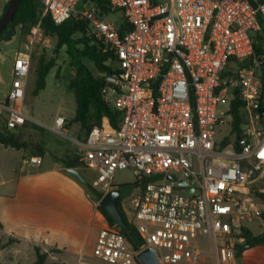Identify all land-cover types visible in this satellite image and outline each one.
I'll list each match as a JSON object with an SVG mask.
<instances>
[{"label":"built area","instance_id":"built-area-1","mask_svg":"<svg viewBox=\"0 0 264 264\" xmlns=\"http://www.w3.org/2000/svg\"><path fill=\"white\" fill-rule=\"evenodd\" d=\"M40 1L43 16L56 25L88 22L117 64L101 94L120 114L118 129L105 120L80 144L83 165L97 173L91 186L104 195L118 170L138 175L132 223L160 264H203L207 257L238 264L237 245L245 243L240 229L263 213L251 191L264 175L262 80L254 52L264 31V0H105L122 13L120 24L101 17L90 0ZM122 24L130 30L121 33ZM31 65L30 54L14 56L12 84L0 98V131L39 124L25 110ZM235 96L246 115L238 150L220 149L218 131L233 121ZM68 124L58 115L50 130L68 137ZM40 164L37 156L26 161ZM251 172L258 173L253 180ZM142 250L108 227L99 231L92 256L105 264H141Z\"/></svg>","mask_w":264,"mask_h":264},{"label":"crops","instance_id":"crops-1","mask_svg":"<svg viewBox=\"0 0 264 264\" xmlns=\"http://www.w3.org/2000/svg\"><path fill=\"white\" fill-rule=\"evenodd\" d=\"M8 92L0 98H5ZM58 115L65 116L68 123L72 121L67 126L68 135L72 134L69 142L57 141L48 134L41 135L32 145L43 147L44 154L30 148L5 147L0 143V231L9 242L18 240L44 248V252L49 253V264H74V259L78 260L77 264H84L83 257L93 253L99 231L108 228L109 224L86 188L96 178V171L84 165L73 167L87 181L84 185L61 162L82 163L84 149L80 144L89 134H84L85 129L74 121L76 108L72 113ZM49 133L55 134L52 130ZM35 156L41 159V164L38 167L26 165V161ZM260 183L259 191L264 192V175L254 184ZM257 205L264 212V204L259 202ZM257 247L264 249V246ZM203 264L217 263L207 257Z\"/></svg>","mask_w":264,"mask_h":264},{"label":"trees","instance_id":"trees-1","mask_svg":"<svg viewBox=\"0 0 264 264\" xmlns=\"http://www.w3.org/2000/svg\"><path fill=\"white\" fill-rule=\"evenodd\" d=\"M90 1L92 5L97 8L101 17H109L110 15L120 12L119 10H112L109 7L108 2L105 0ZM9 2L10 0L6 4L4 12L6 11ZM43 13L44 6L40 0H22L13 20L0 33V44L4 41H11L16 34L15 32L17 28H19L22 36H27L37 25H40V29L45 35L55 36L57 38L56 52L58 53L61 48L67 47V53L70 56L72 66L76 71L75 78L71 81V88L75 91L76 101V115L74 121L80 123L82 128L85 129L88 134L95 126H102L105 120L109 121L110 127L113 130H117L120 121V114L104 101L101 94L105 76L116 73V61L111 59V56L102 52L100 43L95 41L88 22H75L70 20L61 25H56L49 15L43 16ZM129 30L130 28L128 25L122 24V27L120 28L121 33L128 32ZM263 43L264 31L262 30L257 34L254 47L255 56L260 58L262 61L264 57ZM107 62H109V65H107ZM89 63H93L96 66L97 70L102 75L101 77H97L93 74L88 67ZM252 64V60L245 62L246 66ZM55 65V59L47 61L44 58H41L39 60L37 65L36 87L34 91L35 96H38L40 92L46 89L47 77ZM259 70L262 80L261 104L264 106V66L259 65ZM243 106L244 104L242 101L235 96L231 102V113L233 115L231 132L236 134L235 148H237V142L242 135L241 127L243 124V115L241 112ZM0 143H2L5 147H12L16 149H34L38 152V154H44V152H46L43 147H37L30 143L23 142L16 133L8 131H0ZM61 162L68 168L83 165V162L80 164L63 160ZM257 176L258 173H250L251 180L255 179ZM137 186H139V184H137ZM113 187L115 186L113 185ZM86 188L92 194L95 201L100 202L103 195L96 191L91 184H88ZM255 196L264 204V192L258 191ZM122 200V198H118L117 205L127 225V229L125 230L118 227L106 210L99 205L98 210L107 220L110 229L117 230L123 234L133 249L137 251L142 250L145 247V243L140 237L136 226L132 222L128 221L126 215L124 214L121 207ZM261 219L264 223V212L261 215ZM0 228H2L1 222ZM240 231L242 236L245 238V243L237 245V255H240L244 250H246L244 248L245 244L249 245L247 249L256 246H264V234L256 235L245 226H242ZM35 249L37 256L35 264H49V253L42 252L39 247H36Z\"/></svg>","mask_w":264,"mask_h":264},{"label":"rangeland","instance_id":"rangeland-1","mask_svg":"<svg viewBox=\"0 0 264 264\" xmlns=\"http://www.w3.org/2000/svg\"><path fill=\"white\" fill-rule=\"evenodd\" d=\"M9 0H0V15L3 14L4 8ZM110 22L120 24L122 21V13L117 12L109 17H105ZM15 36L11 41H4L0 44V96L4 97L12 84V64L14 56L18 53H28L31 55L32 65L28 79V87L26 91L25 110L38 120L39 124H29L27 129L19 130L15 132L21 141L26 143H34L39 141L41 135L48 134L56 138L57 141L69 142L72 134L68 137H62L59 134L49 133V126L54 123V118L57 114H69L75 111V91L71 88V81L75 78L76 71L72 66V60L67 53V47L61 48L58 53L56 52L57 38L55 36L45 35L41 29L31 30V33L27 36H22L19 28L16 29ZM257 37V35H256ZM264 49V43H263ZM41 58L47 61L55 59L56 65L51 70L47 77L46 89L39 93L38 96L34 95L37 79V65ZM264 62V57H263ZM109 65V62H107ZM88 67L97 77L102 75L97 70L93 63H89ZM257 73L260 75L259 66H256ZM231 99H232V95ZM224 108L228 109L229 99L225 98ZM243 122L246 119L245 109L242 108ZM233 122V121H232ZM232 122L228 126L220 128L217 135V143L220 149H225L230 145H235L236 134L232 131ZM72 123L69 122V126ZM45 129L47 132H45ZM49 131V132H48ZM87 131H84L86 134ZM226 141V142H225ZM225 143V146H224ZM56 152V151H54ZM58 154V153H57ZM90 181L93 178L89 179ZM138 184V175L132 170H118L114 174L113 185L121 186L126 184ZM260 184L253 185L251 193L255 197L257 203L260 202L255 196L256 192L260 189ZM140 185L134 190L133 195L140 190ZM89 192V191H88ZM89 195L93 198L92 194ZM262 203V202H261ZM98 207L99 202L96 201ZM121 207L126 215L128 221L133 222L131 210L133 208L132 197L123 199ZM261 216H255L251 221L245 222L246 228L250 229L254 234H258L260 231L264 232ZM263 222V221H262ZM10 240V239H9ZM201 247L205 252H209L208 240L206 237H200ZM36 246L32 244L22 243L18 240L8 241L0 231V263H17V264H35L37 261ZM42 252L44 248H40ZM52 252V251H50ZM84 264H105L92 257V254L83 257ZM238 263H264V249H259L257 246L251 249L244 250L240 255H237ZM81 262V261H80ZM72 263H78L77 259H74ZM185 264V263H179Z\"/></svg>","mask_w":264,"mask_h":264},{"label":"water","instance_id":"water-1","mask_svg":"<svg viewBox=\"0 0 264 264\" xmlns=\"http://www.w3.org/2000/svg\"><path fill=\"white\" fill-rule=\"evenodd\" d=\"M22 0H10L8 7L2 17L0 18V33L10 24L13 20L17 10L21 4ZM260 65L264 66V62L260 59ZM261 116L264 115V108L260 109ZM67 171L74 175L77 179H79L84 185H87V181L81 175V173L73 168L67 169ZM145 181H143L144 183ZM179 185L186 186L185 182H180ZM137 188V184H126L121 186L113 187L109 192L103 195L99 202V206H101L109 216L112 218L113 222L120 227L121 229H127V225L124 221V218L118 208L117 200L118 198L127 199L129 198L134 190ZM193 192V190H191ZM248 244L244 245V248H248ZM138 260L141 264H160L157 253L154 248L148 247L143 249L138 254Z\"/></svg>","mask_w":264,"mask_h":264}]
</instances>
